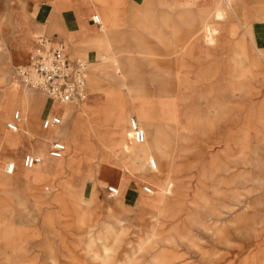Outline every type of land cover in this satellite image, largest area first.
<instances>
[{"label":"rangeland","instance_id":"1","mask_svg":"<svg viewBox=\"0 0 264 264\" xmlns=\"http://www.w3.org/2000/svg\"><path fill=\"white\" fill-rule=\"evenodd\" d=\"M87 1L105 40L81 109L54 103L58 131L43 134L47 98L14 76L0 38V264H264V51L251 39L264 3L175 0L157 6L158 19L123 5L134 19L109 32L110 0ZM17 110L25 120L14 134L6 123ZM132 118L144 145L130 137ZM54 137L69 145L59 169L26 170L30 144L47 157ZM102 165L119 173L115 199ZM130 184L134 202L122 197Z\"/></svg>","mask_w":264,"mask_h":264},{"label":"crops","instance_id":"2","mask_svg":"<svg viewBox=\"0 0 264 264\" xmlns=\"http://www.w3.org/2000/svg\"><path fill=\"white\" fill-rule=\"evenodd\" d=\"M51 1L52 0L1 1L2 4H0V18H4V27L0 28V38H2V36L5 37L4 42L6 45V50L14 70L16 67L22 66V64L25 62V58L29 60L30 55L34 53L38 48V40H42L44 42L48 41L53 45L64 44L66 54L71 60L79 59L77 57L81 54L84 55L86 58L85 60H87L91 64L95 63L98 60L97 57L99 55V51L97 47L101 45L100 41L104 38L102 36L103 26L100 27L93 22V16L97 13V6L95 5V3L92 4L87 0H61L60 2L54 4ZM107 1L108 0H103L105 4H108ZM116 1L117 3L115 2V0H110L109 2L110 7L108 9V12H110L111 16H115L116 14H118L115 25L111 24V20L107 17L106 23L107 26H109V32L111 31L112 26L115 27L117 25L118 21L123 22L126 20L131 21L134 19L130 18L129 15L127 16V18L125 17V15H123V5H127L129 9L134 10H138L141 8L152 9V12L149 11L145 14L158 19L161 18V15L165 14L166 11H164L163 13L161 9H157V6L165 2H170L172 5L173 1L175 0ZM258 1L260 3H264V0ZM112 5H115L116 8L112 9ZM219 7L220 6L218 4L216 11L220 9ZM142 14H144V12H142ZM135 15L137 16V14ZM172 17L176 18L174 14L173 16H170V18ZM204 22L205 27L207 19ZM109 35L111 36V33H109ZM109 35L107 36V39L110 38ZM251 39L253 40V44L257 49L264 51V20H254V23L251 26ZM95 79L97 78H93V80ZM101 95L106 96V94L103 93H101ZM54 103L55 102H52L49 99L46 100L43 107L44 109L41 107L43 110L41 117H44V115L46 114H52V107ZM89 108H92V106ZM80 109H78V111ZM109 109L110 99L108 98L103 104L96 106V110L98 111V113L103 112L104 114V112ZM105 119H107L108 122H110L111 120L108 115H106ZM58 130L59 129H57V131ZM44 133L46 134L48 132L43 131V134ZM25 135L26 136H24V139H29V134L27 132L25 133ZM130 137L132 138V133H130ZM20 139L22 138L17 139V144L21 142ZM46 141L49 142V140H45V142ZM37 144H39V146ZM23 146L19 147V149L17 150L18 153L22 150L21 148ZM40 146L41 145L39 142H37L36 144L31 143L30 151L26 154L31 153L28 155H35L41 158L43 157L44 164L40 168L46 170L48 173H50V171L55 173V171L59 169V163H61V161H57V163H49L48 161L54 160V158L47 156V154V157L41 156L38 150ZM41 148L42 149H40V151H43L44 148ZM26 154L23 156L24 158ZM100 170V180L102 182H109L114 186L116 185L118 188L120 187L118 183L120 178L119 173L117 170H115V168L113 169L112 167H109L107 165H102ZM77 177L78 176H75L73 180ZM84 184L85 179H83L82 181V188ZM122 197L128 202H134L136 197L138 198V192L135 187L130 184V187L125 190Z\"/></svg>","mask_w":264,"mask_h":264},{"label":"built area","instance_id":"3","mask_svg":"<svg viewBox=\"0 0 264 264\" xmlns=\"http://www.w3.org/2000/svg\"><path fill=\"white\" fill-rule=\"evenodd\" d=\"M93 22L102 27L98 16L93 17ZM37 44L38 48L30 55L29 64L16 67L14 76L21 79L25 87L40 92L50 101H57L63 105L80 109V106L89 96L87 86L92 64L80 58L77 60L69 59L64 44L53 45L42 40H38ZM23 123V113L21 110H17L12 120L6 123V127L8 131L17 134L22 131ZM63 125L62 118L55 114H48L42 120L44 132L60 129ZM130 129L133 142L136 145L146 144L148 140L146 131L141 128L137 119H131ZM68 150V143L55 137L50 144L48 154L56 160H64ZM43 161V158L39 156L26 155L23 166L26 170H34ZM150 164L156 170L154 159H151ZM4 171L8 175L14 176L17 174V166L14 162H9ZM143 191L145 194H152V188L149 186L145 187ZM106 194L108 199H115L120 196L118 188L111 186L107 188Z\"/></svg>","mask_w":264,"mask_h":264},{"label":"bare ground","instance_id":"4","mask_svg":"<svg viewBox=\"0 0 264 264\" xmlns=\"http://www.w3.org/2000/svg\"><path fill=\"white\" fill-rule=\"evenodd\" d=\"M98 17H99V15H97ZM94 17V16H93ZM99 19H100V17H99ZM27 64H29V60H25V62L22 64V65H27ZM55 103H57V105H58V107H60L61 105H63V104H61V103H59V102H55ZM61 108V107H60ZM54 114H56L57 116H59V112H56V113H54ZM60 117V116H59ZM24 120H25V118H24ZM8 130V129H7ZM50 131H53V130H50ZM10 132V131H9ZM12 133V132H11ZM49 133V132H48ZM14 134H16V133H14ZM52 142V141H51ZM51 142H49V147H50V144H51ZM48 151H49V149H48ZM48 151H47V156H49V154H48ZM28 154H31V153H28ZM28 154H26V155H28ZM49 157H51V156H49ZM43 158V157H42ZM52 158V157H51ZM44 159V158H43ZM24 160V159H23ZM55 160V159H54ZM56 161H62V160H56ZM43 164H44V161H43V163L41 164V165H38V166H36L34 169H38V168H40V167H42L43 166ZM151 167H152V165H151ZM153 169V168H152ZM156 169V168H155ZM157 170V169H156ZM108 187H110V186H108ZM111 187H114V186H111ZM116 188H118L117 186H115ZM114 187V188H115ZM152 188V187H151ZM118 190H119V192H120V189L118 188ZM152 191H153V189H152Z\"/></svg>","mask_w":264,"mask_h":264}]
</instances>
